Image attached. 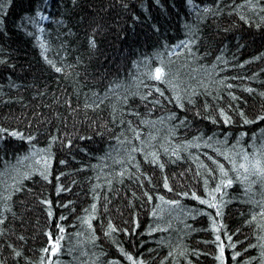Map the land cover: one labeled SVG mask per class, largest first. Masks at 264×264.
Instances as JSON below:
<instances>
[{"label": "trees", "instance_id": "1", "mask_svg": "<svg viewBox=\"0 0 264 264\" xmlns=\"http://www.w3.org/2000/svg\"><path fill=\"white\" fill-rule=\"evenodd\" d=\"M0 21V264H264V0H0Z\"/></svg>", "mask_w": 264, "mask_h": 264}, {"label": "snow or ice", "instance_id": "2", "mask_svg": "<svg viewBox=\"0 0 264 264\" xmlns=\"http://www.w3.org/2000/svg\"><path fill=\"white\" fill-rule=\"evenodd\" d=\"M248 2L251 3V0H248ZM205 11H208V9H205ZM0 23H2V21H0ZM56 71L59 72V71H61V69L57 68ZM165 76H166V74H165L164 70L162 68H160V67H157L154 70V73L151 74L150 78L153 79V80H156V81H163L165 79ZM261 119H264V117H261ZM246 123H247V121H246ZM13 135H16V134L13 133ZM245 159H247V158L245 157ZM253 167H254V171L252 173L253 175H258L260 177H264V167H261L259 161ZM239 168L243 169L245 173L249 172V168L246 167V165L243 164V163L239 165ZM245 178L247 179V177H245ZM233 183H234V181L232 179H228L227 181H223L222 182V187L218 186L216 191L219 192V191L222 190V188H227V187L231 186ZM213 199H215V197H213ZM200 202L202 204L203 203H208L209 207H215V205L210 203V202H207V201H204V200H201ZM217 214H219V213H217ZM261 215H264V213H261ZM59 230L61 232L64 231L63 228H60ZM217 240H219V237H217ZM59 249H60V244H59V241L57 240V241L52 243L51 248H45L44 251L46 253H49L52 256H55L58 253ZM223 255H224V248H223V246H221L220 247V256L217 257V259H221L222 260L223 259ZM128 259L131 260L132 257L129 256Z\"/></svg>", "mask_w": 264, "mask_h": 264}]
</instances>
